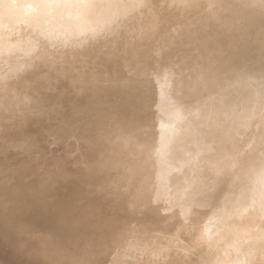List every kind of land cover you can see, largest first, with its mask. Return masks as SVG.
I'll use <instances>...</instances> for the list:
<instances>
[{
  "label": "rangeland",
  "instance_id": "obj_1",
  "mask_svg": "<svg viewBox=\"0 0 264 264\" xmlns=\"http://www.w3.org/2000/svg\"><path fill=\"white\" fill-rule=\"evenodd\" d=\"M132 1L136 6L131 5ZM146 1L131 0L129 4V0H93L94 6L86 15L83 11L77 14L78 8L72 7L65 12L64 21L43 20L46 8L33 0L29 1V7L34 4L30 10L28 0L23 2L25 6L22 3L23 7L21 3L19 7L14 4L18 12L11 2L10 7L6 4L12 16H0V264H36L32 258L43 264L71 260L70 247L59 243L64 238L84 243L78 248L86 254L85 264H187L185 257L190 251L212 254L233 244L239 220L234 221L233 230L225 231L220 226L215 232L212 226L221 216L217 218L219 214L211 213V209L199 210L206 217L204 221L211 224L206 232L204 224H182V217H177L183 213L177 209L171 213L160 211L157 205L177 203V178L168 181L163 194L159 193L156 174L149 185L140 176L123 187L116 175L113 178L107 175L108 169L99 168L96 163L101 159L110 161L125 156L106 152L110 146L104 134L110 129L124 147H133L127 151L130 157L138 155L151 170L152 147L192 132L185 140V159L173 163L186 165L189 152L198 155L196 174H202L192 179L193 185H205L211 177L218 178L225 172L236 183L237 172L242 170L236 168L250 161L248 171L254 168L252 171L262 179L247 181L241 187L248 202L229 213L242 214L243 209L255 206L257 212L264 214V207L253 201L257 191L264 190V0H151L146 3L155 5L151 11L152 5H144ZM161 14L169 20L161 18ZM121 15L124 16L120 18ZM121 19L126 20L120 22ZM61 22L67 25L64 33L59 31ZM76 23L82 28L75 30ZM177 23L180 26L174 27ZM171 27L175 28L174 33ZM170 32L181 38L178 41L167 35L174 40L170 41L172 45L167 42L172 39L164 36ZM159 36L165 38L161 39L163 44L170 46L163 45ZM153 46L166 49L168 53L162 50V54H169L168 59L165 57L162 63L154 60L157 56L164 58L156 55L161 50L156 53ZM145 53L152 55L149 58L143 56ZM243 53L248 54L245 59ZM246 57L248 61L252 58V63L248 64ZM222 138L224 147L219 142ZM207 148H225L221 160H230L231 167L227 165V171L221 169L216 175L208 165ZM128 160L125 165L133 162ZM184 196L193 201V189L185 188L178 202ZM62 199L66 200L63 206ZM148 200L152 206H147ZM129 212L139 215L137 220L128 222L127 229L123 218ZM54 213L58 215L53 216ZM154 215H160L161 224L154 223ZM171 220L182 224L177 230L184 231L186 237L199 235L205 241L185 242L166 232L168 229L160 230ZM139 223L146 227L141 230ZM246 223L245 226L254 224L253 220ZM144 235L152 240L150 247L147 245L149 250H144ZM176 239L181 243L176 249L182 250L172 260L154 256L160 247L163 252H172L167 248ZM148 251H154V257L146 256Z\"/></svg>",
  "mask_w": 264,
  "mask_h": 264
},
{
  "label": "bare ground",
  "instance_id": "obj_2",
  "mask_svg": "<svg viewBox=\"0 0 264 264\" xmlns=\"http://www.w3.org/2000/svg\"><path fill=\"white\" fill-rule=\"evenodd\" d=\"M8 1H10V0H0V16L2 15V14H4L3 16L5 17V14L6 15H8V14H10V13H8L9 12V10H11L10 8H9V10L6 8L7 7V5L10 7V2L8 3ZM15 2H17V1H19V0H14ZM13 1V2H14ZM22 1V0H21ZM25 1V2H24ZM23 2L24 3H26L27 2V0H24ZM29 1L30 0H28V4L29 5H27L28 6V8H27V6L26 7H24L23 9L25 10V12H26V9L25 8H27V9H29L30 10V8H33L32 6L34 5H32L31 7H29L30 6V4L31 3H29ZM34 1H36V2H34ZM124 1V0H123ZM125 1H128V0H125ZM143 1H146V0H143ZM150 1V3H151V0H148V1H146L145 2V4L144 5H146V6H150V5H152V7H149V11H151V9L153 8V5L154 4H146V3H148ZM155 1H157V0H155ZM13 2H11V6H12V8H13V5L14 4H16L17 6H18V4L19 3H21V2H18V3H13ZM22 2V3H23ZM31 2H32V0H31ZM33 2L36 4V3H39V5H41V6H43L44 7V9L46 8V10H45V12L42 14V19L43 20H46V19H57V20H61V21H64V19H65V16H66V14H65V12L68 10V9H70V8H72V7H77L78 8V10L76 11L77 12V14H79L81 11H83V13L86 15L87 14V11L89 10V9H91V8H93V6H94V2H93V0H33ZM122 2V1H121ZM130 2H131V0H129V4H130ZM133 3L131 4V5H135L136 6V4L134 3V1H132ZM135 2H139V0H135ZM157 2H159V1H157ZM171 2V1H170ZM21 3V4H22ZM23 3V4H24ZM123 3V2H122ZM121 3V4H122ZM153 3V2H152ZM155 3V2H154ZM159 3H161V2H159ZM163 3H164V1H163ZM7 4V5H6ZM20 4V6H22L23 7V4L21 5ZM129 4H128V2L125 4L126 6L128 5L129 6ZM140 4H141V1H140ZM139 4V5H140ZM196 4H197V2H196ZM6 5V6H5ZM16 5H14V9L16 10V8H15V6ZM123 5V4H122ZM121 5V7L123 8V6ZM124 5V6H125ZM168 5V7H167V9L169 8V4H167ZM195 5V4H194ZM16 6V7H17ZM24 6H25V4H24ZM38 6V5H37ZM37 6L35 7V9L37 8ZM125 6V7H126ZM127 6V7H128ZM135 6H133L134 8H135ZM142 6V5H141ZM145 6V7H146ZM155 6V5H154ZM157 7H160L159 5H156ZM200 6V5H199ZM19 7V6H18ZM17 7V8H18ZM125 7L123 8V9H125ZM126 7V9H129V7L127 8ZM132 6H130V9H134V8H131ZM143 7V6H142ZM144 7V8H145ZM196 7V6H195ZM39 8V7H38ZM151 8V9H150ZM191 8V7H190ZM190 8H188V10L190 9ZM14 9H12V10H14ZM123 9H121V10H123ZM136 9H139V7L137 6V8ZM135 9V10H136ZM142 9V8H141ZM145 9H147V8H145ZM159 9V8H158ZM14 10V11H15ZM20 10V9H19ZM31 10H33V12L35 11L34 9H31ZM39 10V9H38ZM164 10H166V9H164ZM187 10V11H188ZM191 10V9H190ZM192 10H195V9H192ZM14 11H12V12H14ZM17 11V10H16ZM79 11V12H78ZM84 11H86V12H84ZM125 11V10H124ZM124 11H122L123 13H124ZM134 11V10H133ZM168 11H170L169 9H168ZM175 11V10H174ZM177 11V10H176ZM199 11V13H200V10H198ZM18 12V11H17ZM17 12L16 13H14V15H16L17 14ZM28 10H27V13L26 14H28ZM36 12H37V10H36ZM132 12V10H130V13ZM138 12V11H137ZM141 12V11H140ZM143 12V11H142ZM148 12V11H147ZM163 12V11H162ZM161 12V13H162ZM173 12V11H172ZM185 12V11H184ZM190 12V11H189ZM189 12L187 13V15L189 14ZM125 13H126V11H125ZM128 13L129 12H127V14H126V17L128 16ZM165 13H169V12H167V11H165ZM164 13V14H165ZM192 13H194V12H192ZM195 13H196V11H195ZM192 14L193 16L195 15L196 17H197V15L196 14ZM37 14V13H36ZM132 14H133V12H132ZM136 15H137V13H135ZM138 14H139V12H138ZM142 15L141 16H143L144 14L143 13H141ZM176 14V13H175ZM11 15V14H10ZM9 15V16H10ZM80 15V14H79ZM163 14H161L160 16H162ZM167 15V14H166ZM12 16V15H11ZM124 16V15H123ZM122 15H121V17L120 18H122L123 17ZM171 16V15H170ZM2 17V16H1ZM1 17H0V20H1ZM126 17H124V18H126ZM132 16H130L129 15V18H131ZM138 17V16H137ZM159 17V16H158ZM192 17V16H191ZM6 18V17H5ZM5 18H3V21H4V19ZM127 19V21L128 20H130V22H131V19ZM139 18H140V14H139ZM161 18H166L167 20H169L168 19V16L167 17H165L164 15H163V17H161ZM173 18V17H172ZM188 18V17H187ZM8 19V18H7ZM115 19V18H114ZM125 19V20H126ZM135 19V18H134ZM133 18H132V20H134ZM186 19V18H185ZM122 20L123 19H121V21L120 22H122ZM125 20H123V22L125 21ZM159 20H161L162 21V19H159ZM166 20V21H167ZM190 20V19H189ZM2 21V20H1ZM117 21V20H116ZM127 21H126V25H127ZM144 21V20H143ZM164 21V23L166 22L165 20H163ZM115 22V21H114ZM118 22V21H117ZM116 22V23H117ZM186 22V21H185ZM119 23V22H118ZM158 23V22H157ZM167 23H168V21H167ZM175 23V22H174ZM2 24H3V22H2ZM1 23H0V26L2 25ZM121 24V23H120ZM161 24H162V22H161ZM183 24V26H184V23H182ZM186 24V23H185ZM88 25H90V24H88ZM117 25V24H116ZM123 25H124V23H123ZM169 25V24H168ZM167 25V26H168ZM175 25V24H174ZM6 26V25H5ZM159 26L161 27L162 25H160L159 24ZM163 26H165V24L163 25ZM180 26V24L178 25V23L176 24V26H174V27H179ZM183 26L181 25V27L183 28ZM187 26V25H186ZM185 26V27H186ZM59 27V26H58ZM125 27V26H124ZM127 27V26H126ZM166 27V26H165ZM170 27V26H169ZM1 28V27H0ZM73 28L75 29V30H78V29H81L82 27L81 26H79V24H75L74 26H73ZM112 28H114L113 26H112ZM161 28H163V27H161ZM167 28V27H166ZM171 28H173V27H171ZM191 28V27H190ZM164 29V28H163ZM162 29V30H163ZM174 29L175 28H173V33H174ZM179 29H181V28H179ZM68 29H67V25L65 24V22H61V24H60V27H59V31L61 32V33H64V32H66ZM103 30V29H102ZM161 30V31H162ZM178 29H176V31H177ZM110 31V30H109ZM114 30H112V32H113ZM125 31V30H124ZM166 31V30H165ZM169 30H167L166 32H164V33H169L168 32ZM181 30H179L178 32H180ZM105 32V31H104ZM116 32V31H115ZM117 33V32H116ZM115 33V34H116ZM172 32H170V34H166V35H164L165 37H167L168 38V36L167 35H172L171 34ZM241 33V32H240ZM253 33V32H252ZM109 34V33H108ZM162 34V33H161ZM249 34V33H248ZM247 34V35H248ZM178 35H179V33H178ZM245 35V34H244ZM90 35H88V37H89ZM123 36V35H122ZM173 36V38H175L174 37V35H172ZM126 37V36H125ZM105 38H107V37H105ZM159 38H160V40L162 39V38H164V37H160L159 36ZM166 38V39H167ZM170 39H172L171 37H169ZM168 38V39H169ZM179 36H178V38H175V40L176 39H178V41H179ZM233 38V37H232ZM86 39V38H85ZM181 39V38H180ZM245 39V38H244ZM111 40V39H110ZM118 40V39H117ZM154 40H158V39H154ZM164 40H165V38H164ZM164 40H161L162 41V44H163V42H164ZM241 40V39H240ZM121 42H122V40H120ZM151 41V40H150ZM159 41V40H158ZM170 41H174L173 39L172 40H168L167 42H170ZM177 41V42H178ZM239 42V41H238ZM79 43V42H78ZM113 43V42H112ZM157 43H159V42H157ZM179 43V42H178ZM89 43H87V45H88ZM123 44H124V42H123ZM154 44H155V42H154ZM166 44V42L163 44V45H165ZM169 44H171L172 45V43L170 42ZM169 44H167L168 46H170ZM181 44V43H180ZM180 44H178V47H179V45ZM237 44V43H236ZM245 44V43H244ZM90 45V44H89ZM149 45V44H148ZM158 45V44H157ZM159 45H161V43H159ZM158 45V46H159ZM162 45V46H163ZM174 45H176V44H174ZM182 45V44H181ZM227 45V44H226ZM128 46V45H127ZM126 45H125V47H127ZM154 46H156V45H154ZM153 46V47H154ZM161 46V48H158V47H156L157 49H155V47L152 49L153 51H155V50H158V49H160L161 50V52H160V54L158 53V52H156V53H158V54H156L155 52H153V54H156V55H159V56H161V54H162V50H166V49H164L163 47ZM166 46V45H165ZM168 46H166V47H168ZM245 46V45H244ZM244 46H243V48H244ZM160 47V46H159ZM73 48H75V47H73ZM82 48V47H81ZM80 48V49H81ZM177 48V47H176ZM175 48V49H176ZM219 48V47H218ZM242 48V47H241ZM261 48V47H260ZM67 49V48H66ZM77 49V48H76ZM147 49V48H146ZM146 49H145V51H146ZM149 49V48H148ZM178 49V48H177ZM172 50V53H173V49H171ZM170 50V51H171ZM258 50H260V49H258ZM3 51V50H2ZM143 51V50H142ZM148 51V50H147ZM169 51V53L171 54V52ZM245 50H243V52H244ZM252 51V50H251ZM255 51V50H254ZM253 51V52H254ZM256 51H257V49H256ZM261 51H262V48H261ZM263 51H264V49H263ZM141 52V51H140ZM166 52H167V50H166ZM227 52V51H226ZM247 52V51H246ZM260 52V51H259ZM139 53V52H138ZM168 53V52H167ZM167 53H166V56L165 57H167L166 59H168V56H169V54L167 55ZM176 52H174V54H175ZM248 53V52H247ZM257 53V52H256ZM264 52H262L261 54H263ZM149 54H151V53H148V54H144L143 56H145V55H147V56H149ZM220 54V53H219ZM222 54V53H221ZM232 54V53H231ZM239 54V53H238ZM241 54V53H240ZM244 54V53H243ZM246 54V53H245ZM245 54L243 55V57L245 56ZM250 54V53H249ZM86 55H87V53H86ZM134 55H135V53H134ZM138 55V54H137ZM152 55V54H151ZM151 55L149 56V58L151 57ZM155 55V56H156ZM165 55V54H164ZM228 55V54H227ZM242 55V54H241ZM247 56H248V54H246ZM254 55V54H253ZM253 55H250L251 57L253 56ZM256 55V54H255ZM259 55H260V53H259ZM14 56V55H13ZM85 56V55H84ZM130 56V55H129ZM128 56V57H129ZM133 56V55H132ZM146 56V57H147ZM171 56H173V54H171ZM175 56V55H174ZM239 56V55H238ZM249 56V57H250ZM257 56V55H256ZM140 57V56H139ZM162 57H163V54H162ZM165 57H163L164 59L163 60H161L160 58H158V56L157 57H155L154 58V60L156 59V60H158V62H163L164 60H165ZM221 57V56H220ZM233 57V56H232ZM237 57V56H236ZM249 57H246V61H247V63L249 64L250 62H251V60H252V58H250V61H248V58ZM264 57V56H263ZM11 58V57H10ZM45 58V57H44ZM135 58V57H134ZM142 58V57H141ZM153 58V57H152ZM241 59H243L242 58V56L240 57ZM253 58H255V56L253 57ZM257 58V57H256ZM260 58H261V55H260ZM46 59V58H45ZM131 59V58H130ZM231 59V58H230ZM244 59H245V57H244ZM264 59V58H263ZM4 60V59H3ZM10 60V59H9ZM141 60V59H140ZM152 60V59H151ZM160 60V61H159ZM225 60V59H224ZM232 60H234V59H232ZM240 61H243V60H240ZM254 61H255V59H254ZM257 61H259V58H258V60ZM22 62V61H21ZM144 62H145V60H144ZM149 62H150V60H149ZM155 62V61H154ZM161 62V63H162ZM205 62V61H204ZM221 62V61H220ZM238 62V61H237ZM245 62V61H244ZM244 62H243V64H244ZM261 62V61H260ZM7 63V62H6ZM28 63V62H27ZM155 63H157V62H155ZM246 63V62H245ZM252 63V62H251ZM255 63V62H254ZM264 63V62H263ZM142 64H143V62H142ZM145 64V63H144ZM158 64V63H157ZM239 64H241V63H239ZM262 64V63H261ZM148 65V64H147ZM160 65V64H159ZM245 65V64H244ZM251 65V64H250ZM255 65H256V63H255ZM257 65H259V64H257ZM127 66V65H126ZM138 66V65H137ZM136 66V67H137ZM142 67H143V65H141ZM145 66V65H144ZM153 66V65H152ZM157 66V65H156ZM241 66V65H240ZM253 66V65H252ZM130 67V66H129ZM146 67H148V66H146ZM145 67V68H146ZM155 67V66H154ZM158 67V66H157ZM251 67V66H250ZM26 68V67H25ZM53 68H55V67H53ZM132 68V67H131ZM134 68V67H133ZM144 68V69H145ZM149 68V67H148ZM246 68V67H245ZM21 68H19V70H20ZM136 69V68H135ZM147 69V68H146ZM254 69V68H253ZM141 70H142V68H141ZM249 70H251V69H249ZM135 71V70H134ZM146 71V70H145ZM144 71V72H145ZM20 72V71H19ZM138 72H139V70H138ZM13 73V72H12ZM137 73V72H136ZM141 73V72H140ZM18 75H19V73H17ZM57 75V74H56ZM60 78V77H59ZM9 79H10V77H9ZM65 81V80H64ZM67 82H68V79H67ZM64 84V83H63ZM69 85V84H68ZM64 88V87H63ZM78 88V87H77ZM57 91V90H56ZM85 91V90H84ZM35 92V91H34ZM87 93H89V92H87ZM67 96H69V95H67ZM66 96V97H67ZM41 98V97H40ZM92 98V97H91ZM105 98H106V96H105ZM89 99H90V97H89ZM65 100V99H64ZM93 100V99H92ZM91 100V101H92ZM73 101V100H72ZM84 103H86V102H84ZM88 104H89V102H88ZM81 105V104H80ZM97 106V105H96ZM95 106V107H96ZM50 107H52V106H50ZM57 108V107H56ZM90 108V107H89ZM50 110V109H49ZM73 111V110H72ZM53 112V111H52ZM40 122H42V121H40ZM73 122V121H72ZM190 122H192V121H190ZM35 123V122H34ZM37 124V123H36ZM39 124V123H38ZM63 124V123H62ZM74 124V123H73ZM72 125V124H71ZM60 126V125H59ZM134 126L135 127H137L136 126V124L134 123ZM138 128V127H137ZM147 129V126L146 127H144V129L143 130H146ZM62 130V129H61ZM193 133L191 132L189 135H184V136H177L174 140H173V142H168V143H163V144H161V145H159L160 147H152V156H153V162H152V170L151 169H149V165H148V163L147 162H140V160H139V156L138 155H136V156H134V157H130V149H133V147L132 146H129V148L130 149H128V148H126V147H124V145L122 144V141H121V139H116L115 137H114V132H113V130L112 129H110V131H107L105 134H104V136H105V140H107V142L106 143H108V145L110 146L109 148H106V152L107 151H109V150H111V152L113 153V154H116V153H124L125 154V156H122V157H114V158H112V160H110V161H106L105 159H101L98 163H96L97 164V166L99 167V168H103L102 170H107L108 169V172H107V175H110L111 174V176L114 178V176L116 175V177L115 178H117V179H121V182H119V186H123L124 187V185H128V184H126L128 181L130 182L129 184H133L132 182H135V180H137V178L138 177H140V176H143V177H145V184L146 185H149L150 184V180H152V177L154 178V176L153 175H155L156 174V177H158L157 179H158V183H159V185H160V189H159V193H165V190H166V186L168 185V181L170 182V180L172 181V179H175V178H177L176 180H179V187H178V192H177V197H179V199H180V195H183V190L185 189V188H189V187H191L192 189H193V191H194V200L193 201H191V200H189V198H188V196H184V197H181V199H182V201L181 202H178L179 201V199L177 200V203H171L170 205H169V203H164L163 205L161 204V205H157L159 208H160V211L161 212H173L174 210H173V208L174 209H177V212H182L183 214H181L180 216H178L177 218L179 219L180 217H182L181 218V222H182V224H185V225H189V224H191V223H193V224H195V223H198V224H204V226H203V228H204V231H206L207 229H208V226H210L211 227V224L210 223H207V220H205L204 221V218H206V217H204L203 215H202V212H200L199 210H207V209H211V213L213 212V213H218L219 215L217 216V218L219 217V216H221V219L218 221V223L217 224H215L214 226H212V229L216 232H218L219 230V227L221 226L222 228H224V230L225 231H231V230H233V228H235L234 227V221L235 220H239V222H240V224L238 225V227H236V231H235V229H234V237H235V239H234V241L232 242L233 244H230V245H228L227 244V246L226 245H224L225 247L222 249V250H219V251H216V252H214V253H212V254H207V253H210V252H207V251H203V250H201V251H190L189 252V254H188V256H186L185 257V260H186V262H187V264H264V214H260L259 212H257L258 210L255 208V206H252L251 208L249 207V208H246V209H243V213L241 214V213H239L238 215H230V210L233 208V209H236V207H239V206H242V205H245L247 202H248V196H247V193L245 192V190H244V188L243 189H241V187L247 182V181H251V182H256L257 180L259 181V180H261L262 178H259V176L257 175V173L256 172H254V171H252V170H254V168H252L251 170H249L248 171V166H249V162L250 161H247V162H245V163H243V165H241V166H239V167H237L236 169L238 170V168H242V170H240L239 172H237V174H238V176H237V178H238V182H233L232 181V179L230 178V175H229V173L228 172H225L222 176H218V178H213V177H211V180H209V181H205V185H202V184H200V183H197L196 185H193L194 183L192 182V179H194L195 177H200V174H202V172L201 171H199V172H197V174H196V171H197V163H198V159H199V157H198V155L196 154V155H194V154H192L191 152H189V155H188V158H189V163L188 164H186V165H181V164H183V163H180V164H174L173 163V161L175 160V161H177V160H180V158H182L183 157V159H185V157L186 156H183V155H187L188 154V152H186V150H188L187 149V146L185 145V140H187V138H189V136L190 135H192ZM47 135V134H46ZM202 135H205V134H202ZM201 135V136H202ZM201 136H198V137H201ZM205 137H207V138H209V135L208 134H206L205 135ZM204 137V138H205ZM43 138V137H42ZM206 139V138H205ZM206 140H208V139H206ZM209 141V140H208ZM219 142H225V139L224 138H222V141H219ZM211 144V143H210ZM222 146L224 147L225 146V143H222ZM207 150L209 151L208 152V157H209V159H207V162H208V165L209 166H211V169L213 170V172L217 175V173H216V171L217 172H219V171H221V169H223V171H227L228 170V166L230 165V167H231V165L232 164H230V160H225V161H223L222 162V160H221V158L223 157V156H225V148H219V149H210V148H207ZM127 151H129V152H127ZM128 159H130L131 161H133V162H128V164L127 165H125L126 164V162L127 161H129ZM220 159V160H219ZM232 163V162H231ZM134 164V166H133V169L132 170H129V168L132 166ZM228 165V166H227ZM225 166H227V167H225ZM247 166V167H246ZM114 167H117V169L116 168H114ZM111 170H113V171H111ZM197 175V176H196ZM208 178V177H207ZM126 181V182H125ZM204 183V182H203ZM124 184V185H123ZM240 187V188H239ZM69 194V193H68ZM193 195V194H192ZM65 197V196H64ZM75 197V196H74ZM61 199V198H60ZM69 200V199H68ZM60 201H62L63 202V199L62 200H60ZM258 206H261V207H264V190H261V188L257 191V193H256V196H255V199L253 200ZM66 202V200L63 202V204H62V206L64 205V203ZM69 202V201H68ZM67 202V203H68ZM36 203V202H35ZM55 203V202H54ZM61 203V202H60ZM67 203H66V205H67ZM146 203H147V206L149 207V206H152V204H151V201L150 200H148V201H146ZM192 203V204H191ZM53 205V204H52ZM42 206V205H41ZM57 206V205H56ZM56 206L54 207L55 209H56ZM59 206V205H58ZM157 206H155V207H157ZM15 207V206H14ZM53 207V206H52ZM51 207V208H52ZM72 207V206H71ZM154 207V208H155ZM58 208V207H57ZM199 208H204V209H199ZM13 209V208H12ZM55 209H54V212H55ZM53 210V209H52ZM51 209H50V211H52ZM15 211V210H14ZM153 211V210H152ZM159 211V210H158ZM239 211V210H238ZM260 211V210H259ZM32 212H33V210H32ZM39 212V211H38ZM38 212H36V214H38ZM62 212H63V210H62ZM61 212V213H62ZM208 212H209V210H208ZM263 212V211H262ZM34 213H35V211H34ZM57 213H58V211H57ZM157 213V212H156ZM167 213V214H168ZM238 213V212H237ZM264 213V212H263ZM35 214V215H36ZM55 214L56 213H54V215L53 216H55ZM59 214V213H58ZM58 214H56V215H58ZM164 214H166V213H164ZM166 214V215H167ZM206 214V213H205ZM207 214H210V212L209 213H207ZM206 214V215H207ZM22 215H23V213H22ZM25 215V214H24ZM51 215H52V213H51ZM61 215V214H60ZM59 215V216H60ZM138 215H139V213L138 212H129V214H127L123 219H124V227L125 228H129V226H127L128 225V222H130V221H133V220H137L138 219ZM152 215V214H151ZM171 216H172V214H170ZM27 216V215H26ZM33 216V215H32ZM32 216H30L31 218H32ZM39 215H37V217H38ZM53 216H52V218H53ZM161 216H162V214H161ZM223 216V217H222ZM16 217V216H15ZM28 217V216H27ZM34 217V216H33ZM173 217V216H172ZM175 217V216H174ZM209 217V216H208ZM29 218V217H28ZM36 218V217H35ZM34 218V219H35ZM143 218V217H142ZM23 219V218H22ZM61 219V218H60ZM153 219H156V220H153L154 221V223H157V221H159V223L161 224L162 223V221H161V217H160V215H154L153 216ZM207 219H209V218H207ZM23 220H26V219H23ZM37 220V219H36ZM217 220V219H216ZM248 220H253V225H250V226H245L244 224L248 221ZM30 221H32V220H30ZM42 221V220H41ZM147 221V220H146ZM26 222V221H25ZM36 222V221H35ZM143 222V221H142ZM45 223V222H44ZM47 223H48V221H47ZM58 223H60V222H58ZM32 224H33V222H32ZM41 224V223H40ZM54 224V223H53ZM52 224V225H53ZM140 224V226H139V228L142 230L143 229V227H146V225L144 224V223H139ZM182 224H178V223H174L173 222V220H171V221H169V222H167V223H165L164 225H161L160 226V230H162V229H164V230H166V229H168V230H166V232H170V233H172L174 236H176V237H178V238H180L181 240H183V241H185V242H199V241H205V239L206 238H204L203 239V237H201V236H199V235H197V237L195 236V235H193V236H191V237H186V234L185 233H183L184 231H181V230H177L178 228H180V227H182L181 225ZM247 224V223H246ZM43 225H45V224H43ZM56 225V224H55ZM54 225V226H55ZM31 226V225H30ZM56 226H62V224L61 225H56ZM64 227V226H63ZM206 227V228H205ZM250 227V228H249ZM53 228V227H52ZM51 228V229H52ZM56 228V227H55ZM59 228V227H58ZM42 229V228H41ZM62 229V228H61ZM61 229H60V231H61ZM203 230V229H202ZM62 231H64V230H62ZM139 232H140V230H139ZM207 232V231H206ZM50 233V232H49ZM188 233H190V232H188ZM55 234V233H54ZM174 236H168V239H172V238H174ZM55 237V236H54ZM58 238V237H57ZM56 238V239H57ZM156 238H158V237H156ZM143 242H145L144 244H145V248H144V250H149L148 249V246L147 245H149V247H150V243H151V241L152 240H149L150 239V237L148 236V235H144L143 236ZM169 240H167V242H168ZM79 243H81V244H79V243H77V242H72V241H70V239H63L62 241H60L59 243H61V244H64L65 245V247H70V249H71V251H72V255H73V257L71 258V260H66V261H62V262H60V263H57V264H85L86 262H85V258H86V254L84 253V251H83V249H79L78 247H82V245H84V243L83 242H81V241H78ZM179 242V240H175V242H174V244H172L171 245V247H169V248H167V249H173V251L171 252L170 250H166V251H164L163 252V250H164V248L163 247H160V249L159 250H156V251H158L159 252V254L158 255H154V256H160L161 255V257L163 256V258L165 257V260H167V258H170V260H172L173 259V256H175V255H178V250H182V249H176L181 243H178ZM229 242V241H228ZM72 243V244H71ZM78 244V246H77V244ZM97 244V243H96ZM129 244H130V242H129ZM80 245V246H79ZM78 249V250H77ZM174 250H175V252H174ZM177 251V252H176ZM152 252H154V251H148V255H146V256H148V257H154V256H152L153 255V253ZM162 252V253H161ZM143 253H144V251H143ZM42 254H43V252H42ZM41 254V255H42ZM145 254V253H144ZM182 254V253H181ZM40 255V256H41ZM39 256V257H40ZM43 256H41V258H42ZM238 257V258H237ZM213 259V258H217V259H215V260H213V263H210V262H208L210 259ZM169 260V261H170ZM252 260V261H251ZM36 262V264H43V262H41V263H38L39 261L37 260L36 261V258H32L31 259V262ZM54 264H56V263H54Z\"/></svg>",
  "mask_w": 264,
  "mask_h": 264
}]
</instances>
